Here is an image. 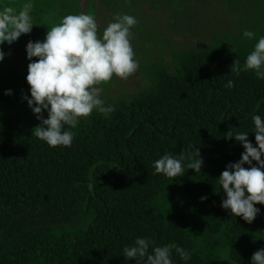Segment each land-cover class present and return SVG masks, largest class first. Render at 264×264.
<instances>
[{"label":"trees","instance_id":"trees-1","mask_svg":"<svg viewBox=\"0 0 264 264\" xmlns=\"http://www.w3.org/2000/svg\"><path fill=\"white\" fill-rule=\"evenodd\" d=\"M37 1L29 15L43 27L49 15L73 14L79 0ZM245 57L215 45L180 52L173 71L155 66L144 90L106 101L114 108L107 117H80L69 146L31 135L40 121L24 99L22 112H0V264H135L122 248L136 237L153 242L149 252L175 243L191 253L182 261L172 250L173 264H249L264 205L254 204L250 223L230 215L216 179L243 151L224 133L248 132L255 146L251 116L264 119V78L230 71ZM26 72L21 98L30 95ZM190 143L200 171L154 174L155 159Z\"/></svg>","mask_w":264,"mask_h":264},{"label":"clouds","instance_id":"clouds-1","mask_svg":"<svg viewBox=\"0 0 264 264\" xmlns=\"http://www.w3.org/2000/svg\"><path fill=\"white\" fill-rule=\"evenodd\" d=\"M31 8V0H25L19 10L0 7V43L11 44L19 36L29 34L34 25L29 15ZM135 23L134 16L117 14L98 36L91 14H67L58 24L47 28L43 41L27 43L24 52L29 62L25 81L30 86V95H22V99L40 121L31 135L50 147L69 146L73 139L71 129L77 126L80 117L88 116L93 110L107 117L114 111L113 106L105 104L101 98L102 89L97 85L108 82L113 76L125 79L137 69L129 40L130 28ZM242 35L251 39L254 33L245 29ZM4 55L0 51V60ZM33 57L37 59L32 60ZM247 70H252L258 79L264 78V36L258 37L242 66L233 62L230 67L237 75ZM232 84L229 79L225 87L230 88ZM4 95L11 96L10 90H5ZM42 110L47 113L46 118ZM251 120L255 146L247 139L248 132L230 129L225 132L224 138H234L243 151L239 159L227 163L216 178L224 194L220 207L249 223L260 212L254 204L264 205V119L254 114ZM201 165L199 149H193L191 143L178 156L165 152L152 162L154 174L173 178L185 168L200 171ZM152 244L148 238L136 237L131 245L122 248V255L135 264H173L172 250L182 261L190 259L191 253L175 243L153 246L149 252ZM249 264H264V248L252 253Z\"/></svg>","mask_w":264,"mask_h":264},{"label":"rangeland","instance_id":"rangeland-1","mask_svg":"<svg viewBox=\"0 0 264 264\" xmlns=\"http://www.w3.org/2000/svg\"><path fill=\"white\" fill-rule=\"evenodd\" d=\"M24 3L0 0V7L19 10ZM80 12L95 18L98 36L117 14L127 13L136 19L129 40L138 67L125 79L113 76L97 85L104 102L144 90L154 67L173 71L182 51L215 45L246 56L258 37L264 36V0H79L73 14ZM59 22L51 15L43 27L32 21L28 35L19 36L11 44L0 43V51L5 53L0 60V112L4 116L20 113L26 107L20 97L19 75L29 62L24 52L27 43L43 41L47 28ZM245 29L254 33L251 39L243 37ZM5 90H10L11 96L4 95ZM259 248H264V234L253 252ZM218 264L230 263L222 258Z\"/></svg>","mask_w":264,"mask_h":264}]
</instances>
